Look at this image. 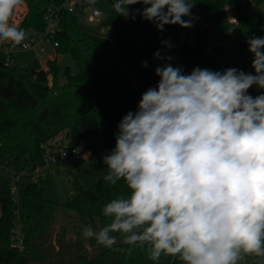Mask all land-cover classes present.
<instances>
[{
  "label": "clouds",
  "instance_id": "1",
  "mask_svg": "<svg viewBox=\"0 0 264 264\" xmlns=\"http://www.w3.org/2000/svg\"><path fill=\"white\" fill-rule=\"evenodd\" d=\"M22 3L0 0V41L13 47L26 39L10 22ZM138 3L145 7L135 12L158 31L193 26L194 0H114L113 8L128 17V6ZM247 43L255 74L199 67L184 74L171 56L154 53L165 61L155 68L159 82L121 119L115 148L103 159V180L116 185L123 179L130 194L104 205L110 223L98 231L85 226V238L112 249L119 233L132 246L119 251L130 256L134 246H146L152 261L171 256L182 264H241L247 256L264 258V94H247L253 85L264 89V37Z\"/></svg>",
  "mask_w": 264,
  "mask_h": 264
},
{
  "label": "trees",
  "instance_id": "2",
  "mask_svg": "<svg viewBox=\"0 0 264 264\" xmlns=\"http://www.w3.org/2000/svg\"><path fill=\"white\" fill-rule=\"evenodd\" d=\"M23 1L28 11L19 28L25 33L44 30L48 8H59L56 53L71 54L78 70L72 73L68 66L62 83L57 58L47 60V69L32 68L25 73L0 59V160L34 171L44 163V146L64 132L70 146L87 151L90 160L103 162L115 148L122 119L120 108L138 106L142 94L152 88L153 80L158 78L155 68L163 64L154 53L164 50L163 37L174 36L176 28L165 25L162 32L158 31L153 21L135 12L142 11L143 4L128 6V17L117 14L112 6L117 32L112 40L98 42L90 37L78 14L62 7L64 0ZM263 4L264 0H194L191 19L205 27L185 44L176 56V64L184 74L197 67L221 73L236 68L255 74L247 41L253 36L264 37ZM226 5L237 23L229 21ZM88 53L94 54V60L88 58ZM145 61L147 67L142 66ZM247 94L255 98L264 94V89L253 85ZM76 164L64 170L71 177L73 194L63 204L46 199L40 183L30 176L20 184L17 203L5 176L0 186V264H54L69 254L79 264H182L178 257L171 256L152 261L146 246H134L132 254L126 255L119 249L132 246L123 244L119 233L113 234L117 244L112 249L99 245L94 238L88 239L89 246L96 249L92 254L83 240L67 243V225L58 232L54 228L61 211H71L74 215L65 214L68 218L98 231L110 223L102 214L103 206L130 194L123 179L116 185L102 179L85 186ZM16 221L24 233L23 247L12 238Z\"/></svg>",
  "mask_w": 264,
  "mask_h": 264
},
{
  "label": "rangeland",
  "instance_id": "3",
  "mask_svg": "<svg viewBox=\"0 0 264 264\" xmlns=\"http://www.w3.org/2000/svg\"><path fill=\"white\" fill-rule=\"evenodd\" d=\"M90 2V0H87ZM96 7H98L102 11V16L99 20L94 22H88L85 20V15H80L81 20L85 23L86 30L90 35H103L101 34V30L105 29L104 37L112 40L117 32V22L112 14V6L113 3L111 0H96L94 3ZM264 7V4H263ZM28 6L25 1L14 11L13 17L11 19V23H14L16 26H19L25 15L27 14ZM30 32L26 33V39L29 38ZM46 44V53H40L37 49L32 50H24L16 53V63L17 70L20 73H25L26 71L32 68H44L47 66L46 60L50 55L55 56L58 61L59 69L61 72L60 81L64 83L66 81V76L64 72L66 68L69 66L72 73H76L78 70L77 64L71 54H57L56 49L53 48L52 44ZM88 58L90 60H94V54L88 53ZM53 60L54 58H49ZM48 59V60H49ZM130 78L135 80L133 75H130ZM136 81V80H135ZM137 110V106L135 107H121L120 108V116L123 118L129 111L135 112ZM64 140L66 139L65 133L62 132L59 134L54 140ZM77 170L79 172V176L81 181L85 186H91L95 182H98L103 179V175L107 173V168L103 162L90 160L88 152L82 150V154L80 159L77 161ZM11 169H20L21 165H14L10 163ZM67 168L60 166H53L45 171L41 172V175L38 178V182L43 188V195L46 199L51 200L53 202H58L63 204L69 200V198L73 194V188L71 183V177L64 170ZM64 171V172H63ZM6 174L0 172V186L5 178ZM65 214H69V216L74 215L71 211H61L59 213L57 220L55 221L54 228L55 231L58 232L59 228L63 225H67L66 232V241L67 243L75 244L76 240H83L85 245H87V251L89 254H92L96 251L95 247H90L88 244V238L83 236V226L79 224V222H75L74 218H68ZM75 220V221H74ZM78 225V227H77ZM79 229L80 233H77ZM55 237V236H54ZM53 240L55 238H52ZM73 255L69 254L62 258L60 263L54 262V264H79V262L72 257ZM255 259L251 256L246 257V264H254ZM30 264H43L41 262L32 261ZM243 264V262H241Z\"/></svg>",
  "mask_w": 264,
  "mask_h": 264
},
{
  "label": "built area",
  "instance_id": "4",
  "mask_svg": "<svg viewBox=\"0 0 264 264\" xmlns=\"http://www.w3.org/2000/svg\"><path fill=\"white\" fill-rule=\"evenodd\" d=\"M62 7L69 12L78 14L79 16L84 14L85 20H87L88 22L97 21L102 16V11L87 0H64ZM58 10L59 8L49 7L45 14V29L42 31H31L29 38L25 39L22 45L13 47L9 42L0 41V59H2L7 64L13 65L17 61L15 55L18 52L37 49L40 53L44 54L46 53L45 43L52 44L53 48L56 49L59 43L55 39V35L59 30L61 19ZM225 12L230 22L237 23V18L233 15V12L229 5H226ZM182 19L188 20L190 18L186 16ZM192 22L193 26L190 28H182L179 25H173L176 28L175 35H166L163 37L162 45L164 47V50L161 52V55L165 57L171 56L173 59L169 62L174 67L178 66L175 61L178 53L182 51L187 42L193 41L197 33L205 27V24L198 21L192 20ZM104 32L105 29H102L100 33L104 35ZM24 45H27V47H25ZM168 45H171V47H168ZM160 61L162 63H165V61ZM137 79H139V77H137ZM158 82L159 77L153 80L151 85L152 88H155ZM44 148V163L42 165H39L34 171H29L26 168L11 169L10 161L3 159L0 160V172H3L6 174V176H8L11 192L14 195V199L17 203H20V184L24 177L30 176L32 180L37 181L39 176L41 175V172L50 167L60 166L64 168H70L80 159L83 150L79 147L70 146L67 139H60L58 141L54 140L48 145H45ZM12 238L16 245H18L19 247H23L24 233L17 221L15 222V227L12 230ZM251 257L255 259L256 263L254 264H261L262 259H259L255 256ZM242 262L243 264H246V257Z\"/></svg>",
  "mask_w": 264,
  "mask_h": 264
},
{
  "label": "water",
  "instance_id": "5",
  "mask_svg": "<svg viewBox=\"0 0 264 264\" xmlns=\"http://www.w3.org/2000/svg\"><path fill=\"white\" fill-rule=\"evenodd\" d=\"M90 37L95 40V41H98V42H102L104 41L105 37L103 36H97V35H90Z\"/></svg>",
  "mask_w": 264,
  "mask_h": 264
},
{
  "label": "crops",
  "instance_id": "6",
  "mask_svg": "<svg viewBox=\"0 0 264 264\" xmlns=\"http://www.w3.org/2000/svg\"><path fill=\"white\" fill-rule=\"evenodd\" d=\"M49 58H56V57H55V56H52V55H50V56H49ZM49 58H48V59H49ZM48 59H47V60H48ZM47 60H46V62H47ZM44 69H47V66H45V67H44Z\"/></svg>",
  "mask_w": 264,
  "mask_h": 264
}]
</instances>
